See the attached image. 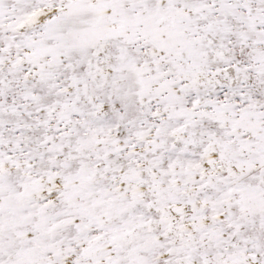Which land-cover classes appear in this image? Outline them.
<instances>
[{
	"label": "snow or ice",
	"instance_id": "1",
	"mask_svg": "<svg viewBox=\"0 0 264 264\" xmlns=\"http://www.w3.org/2000/svg\"><path fill=\"white\" fill-rule=\"evenodd\" d=\"M0 264H264V0H0Z\"/></svg>",
	"mask_w": 264,
	"mask_h": 264
}]
</instances>
